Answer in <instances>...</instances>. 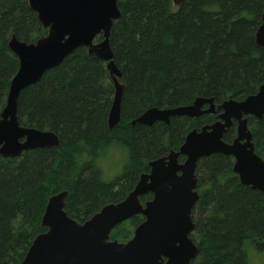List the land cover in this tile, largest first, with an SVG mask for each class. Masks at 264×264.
<instances>
[{"label":"trees","instance_id":"obj_1","mask_svg":"<svg viewBox=\"0 0 264 264\" xmlns=\"http://www.w3.org/2000/svg\"><path fill=\"white\" fill-rule=\"evenodd\" d=\"M118 5L121 17L110 42L125 89L116 127L109 129L107 121L114 85L106 61L85 47L21 92V123L54 131L60 145L0 156V264L20 263L36 235L47 230L41 220L50 195L68 191L66 211L83 222L125 198L148 162L178 148L190 129L215 121V115L173 116L169 124L132 125L145 110L188 105L198 96L214 97L218 104L243 99L264 83V47L255 39L264 0H185L179 6L173 0H118ZM46 33L27 0H0V112L19 67L8 47L12 34L33 42ZM250 128L264 157V116L250 117ZM235 134L231 127L225 140ZM113 136L127 144L130 163L102 183L90 164H76L74 153L82 142L95 146ZM232 165L233 157L223 153L199 162L203 190L195 211L199 253L193 264H248L250 243L264 249V192L241 184ZM143 219L126 220L111 238L130 239Z\"/></svg>","mask_w":264,"mask_h":264},{"label":"water","instance_id":"obj_2","mask_svg":"<svg viewBox=\"0 0 264 264\" xmlns=\"http://www.w3.org/2000/svg\"><path fill=\"white\" fill-rule=\"evenodd\" d=\"M173 1L178 6L185 0ZM28 3L47 33L33 42L12 34L8 42L19 67L0 112V156L4 158L60 145L59 135L54 131L21 123L19 98L24 88L36 84L46 71L60 65L81 47L106 61L114 85L107 120L109 129L122 119L125 85L110 42L113 23L121 17L118 0H28ZM256 42L264 47V12ZM204 104L210 108L203 110ZM214 108L213 97L198 96L189 105L148 108L131 123L152 125L160 120L168 124L171 116L197 117ZM220 108L224 110L221 121L190 131L178 152L149 162L150 172L140 176L124 199L104 205L83 222L66 211L68 191L50 195L41 220L47 230L36 235L18 264H191L198 253L189 236L196 226L192 208L199 198L195 173L198 160L213 153L232 155L233 171L241 183L264 191V159L255 152L248 120L243 118L244 114L257 117L264 114V83L257 93L240 101L230 98ZM233 118L238 120L237 137L227 143L223 137ZM179 155L186 156L183 164L177 161ZM149 192L152 199L143 204L140 197ZM139 214L144 220L134 229L131 239L127 242L111 239L116 226Z\"/></svg>","mask_w":264,"mask_h":264},{"label":"clouds","instance_id":"obj_3","mask_svg":"<svg viewBox=\"0 0 264 264\" xmlns=\"http://www.w3.org/2000/svg\"><path fill=\"white\" fill-rule=\"evenodd\" d=\"M76 164L88 163L99 174L102 183H108L120 176L130 163V152L127 144L119 137L98 140L95 144L81 143V150L74 153ZM248 264H264V255L251 253Z\"/></svg>","mask_w":264,"mask_h":264},{"label":"flooded vegetation","instance_id":"obj_4","mask_svg":"<svg viewBox=\"0 0 264 264\" xmlns=\"http://www.w3.org/2000/svg\"><path fill=\"white\" fill-rule=\"evenodd\" d=\"M27 2H28V0H27ZM28 5H29V3H28ZM179 6V5H178ZM261 23H262V21H261ZM259 28V27H258ZM258 30V29H257ZM256 37V36H255ZM256 39V38H255ZM262 85V84H261ZM260 85V86H261ZM258 92V91H257ZM256 92V93H257ZM255 94V93H254ZM250 95H252V94H250ZM249 96V95H248ZM247 97V96H246ZM245 97V98H246ZM207 98H211V97H207ZM214 98V97H213ZM230 98H232V97H230ZM230 98H228V99H230ZM245 98H243V99H236V100H244ZM196 99V98H195ZM194 99V100H195ZM228 99H226V100H228ZM232 99H235V98H232ZM226 100H224V101H226ZM223 101V102H224ZM222 102V103H223ZM222 103H217L215 100H214V105H215V108H214V111H211V112H205V113H203V114H201L200 116H203V115H215V121L214 122H211V123H207V124H204V125H202L200 128H192V129H190L187 133H186V135H185V138H184V141H185V139H186V136H187V134L190 132V131H192V130H194V129H197V130H201V128L202 127H204V126H206V125H211V124H213V123H215V122H217V121H221L222 119L220 118V115L224 112V110L222 109V108H220V105L222 104ZM191 104V103H190ZM189 105V104H188ZM210 108V105L209 104H204L203 106H202V109L203 110H207V109H209ZM140 116V115H139ZM176 116V115H175ZM178 116V115H177ZM182 116H186V115H182ZM200 116H197V117H190V116H187V117H190V118H198V117H200ZM264 116V114L261 116V117H257V116H255V115H252V114H244L243 115V118H247V120H248V127H249V129L251 130V128H250V117H254V118H256V119H260V118H262ZM173 116H171L170 117V121H171V118H172ZM158 121H160V120H158ZM163 122V121H162ZM165 123V122H164ZM170 123V122H169ZM168 123V124H169ZM132 124V123H131ZM167 124V123H166ZM132 125H134V124H132ZM153 125V124H152ZM149 126H151V125H149ZM231 127H234L235 129H236V134H235V136L233 137V139L231 140V141H227V140H225V134L228 132V130L229 129H231ZM237 127H238V120L237 119H235V118H233L232 119V124L230 125V127H228L227 128V131L225 132V134H224V137H223V139L227 142V143H232L233 141H234V139L237 137ZM251 132H252V130H251ZM184 141L182 142V144L184 143ZM252 141H253V143H254V147H255V152L258 154V152L256 151V146H255V142H254V140H253V132H252ZM181 144V145H182ZM181 145L178 147V148H176V149H174V148H171L167 153H165V154H163V155H161V156H158V157H156V158H153L152 160H154V159H157V158H160V157H165V156H168L172 151H174V152H178L179 151V149H180V147H181ZM213 154H215V153H213ZM224 154V153H223ZM212 155V154H211ZM227 155H229V154H227ZM260 157H262L263 159H264V157L263 156H261L260 154H258ZM210 156V155H209ZM230 156H232V155H230ZM206 157H208V156H206ZM233 157V156H232ZM204 157H202V158H200L199 160H198V163H197V168H196V171H195V173H196V176H197V178H198V181H197V186H196V190L198 191V194H199V198H198V200L196 201V203H195V205L193 206V208H192V218H193V221L196 223V215H195V211H196V206H197V203H198V201H199V199H200V197H201V194H202V186H201V183H200V177H199V174H198V166H199V162H200V160L201 159H203ZM185 159H186V156L185 155H179L178 157H177V161L179 162V164H183V162L185 161ZM152 160H150V161H152ZM149 161V162H150ZM149 162H148V166H149ZM234 162H235V158L233 157V165H232V170H233V166H234ZM150 172V166H149V169L148 170H146V171H144V172H142L140 175H139V178H138V181H139V179H140V176L143 174V173H149ZM234 172V171H233ZM235 173V172H234ZM236 174V173H235ZM237 175V174H236ZM238 176V175H237ZM238 178H239V176H238ZM137 181V182H138ZM239 181H240V178H239ZM137 182H136V184H137ZM240 183H241V181H240ZM135 184V185H136ZM242 184V183H241ZM135 185H134V187H135ZM243 185H245V184H243ZM245 186H248V187H250L251 189H254V188H252L250 185H245ZM134 187H133V189H134ZM132 189V190H133ZM255 190H258V191H261V192H264V191H262V190H259V189H255ZM129 194V193H128ZM127 194V195H128ZM126 195V196H127ZM146 195H150V198H147V199H144L143 197L144 196H146ZM125 196V197H126ZM152 196H153V194L152 193H147V194H144V195H142L141 197H140V199H141V202L143 203V204H145V202L146 201H148V200H150V199H152ZM124 199V198H123ZM121 201V200H120ZM117 202H119V201H117ZM110 203H112V202H110ZM113 203H116V202H113ZM108 204V203H107ZM106 205V204H105ZM103 207V206H102ZM101 207V208H102ZM139 215H141V214H139ZM134 217V216H133ZM131 219V218H130ZM144 220V219H143ZM143 220L141 221V222H143ZM125 222V221H124ZM140 222V223H141ZM139 223V224H140ZM138 224V225H139ZM137 225V226H138ZM136 226V227H137ZM117 227V226H116ZM135 227V228H136ZM196 229H197V223H196V226H195V228L192 230V232L189 234V236H190V238L194 241V243L197 245V247H198V253H199V246H198V243H197V241H196V239L194 238V233H195V231H196ZM133 234H134V232H133ZM133 236V235H132ZM132 238V237H131ZM130 238V239H131ZM112 239V238H111ZM118 240V239H117ZM129 240V239H128ZM128 240H126V241H120V240H118V241H120V242H127ZM198 253L196 254V256L194 257V258H192L191 259V264H193V262H194V260H195V258L197 257V255H198Z\"/></svg>","mask_w":264,"mask_h":264},{"label":"rangeland","instance_id":"obj_5","mask_svg":"<svg viewBox=\"0 0 264 264\" xmlns=\"http://www.w3.org/2000/svg\"><path fill=\"white\" fill-rule=\"evenodd\" d=\"M257 253V254H260V255H264V249L263 250H260L259 248H257L254 244L250 243L248 246H247V254L248 256L251 254V253Z\"/></svg>","mask_w":264,"mask_h":264}]
</instances>
